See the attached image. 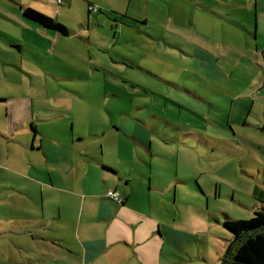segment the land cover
Segmentation results:
<instances>
[{
	"label": "rangeland",
	"instance_id": "obj_1",
	"mask_svg": "<svg viewBox=\"0 0 264 264\" xmlns=\"http://www.w3.org/2000/svg\"><path fill=\"white\" fill-rule=\"evenodd\" d=\"M147 1L134 0L123 11L140 22L147 17L148 32H139L145 28L142 26L109 22L108 18L115 17L112 12L118 13L114 8L123 6L118 0H105L107 11L96 14L98 9L94 8L91 29L84 28L85 34H81L84 41L68 37L59 46L49 41L43 29L37 33L35 24L33 29L23 24L15 11L13 21L1 13L0 30L22 32L23 36L17 38L31 49L16 56L0 54V95L28 99L21 101L23 106L28 102L31 105L32 99L35 112L41 111L43 116L47 110H69L70 118L65 123L72 132L73 122L77 126L79 120L87 129L93 125L113 132L110 125L126 113H134V119L141 122L135 121L150 130L153 140V157L146 149L140 152L155 181L150 195L157 208H151V196L146 194L147 211L182 234V247L166 243L159 254L151 247L146 264H222L232 239L224 227L226 217L249 220L255 211L264 210V10L248 15L242 6L232 5L231 19L214 15L203 32L221 45L215 49L221 73L205 77L193 60L166 46V42L184 43L191 49L203 42H195L187 30L179 35L171 32L174 19L190 28L199 14L193 2L150 0L151 6H147ZM42 3L33 4V9L48 11L51 16L46 15L55 20L52 9L56 11V5ZM262 4L264 7V1ZM68 5L64 0V21L71 31L79 30L80 23L87 19L86 7L80 3L73 6L80 17V22H75ZM215 8L227 13L222 4ZM101 19L100 28L97 25ZM246 22L248 29L244 27ZM118 27L122 33L116 32ZM68 40L71 42L62 47ZM4 60L20 63V70L7 69L5 74ZM5 108L0 104V131ZM45 128L47 131L51 126ZM32 132L29 143L33 142ZM84 132L88 138L89 132ZM112 132L91 139L94 143L92 140L99 138L93 144L95 152L103 153L104 145L116 139ZM119 136L125 139L123 134ZM202 138H211L214 143L210 140V145L203 144ZM3 141L0 133V179L14 183V175L5 170L7 164L17 168L19 149L1 148ZM175 176L181 180L177 194L175 187L165 196L155 189L157 184L167 186L175 181ZM6 188L0 183V264H50L52 253L21 229L30 222L29 212L25 215L21 208L29 205V211L36 212L41 204L23 203ZM34 218L36 215H32Z\"/></svg>",
	"mask_w": 264,
	"mask_h": 264
},
{
	"label": "crops",
	"instance_id": "obj_2",
	"mask_svg": "<svg viewBox=\"0 0 264 264\" xmlns=\"http://www.w3.org/2000/svg\"><path fill=\"white\" fill-rule=\"evenodd\" d=\"M66 1L69 3L67 9L72 13L75 22L76 20L80 22V17L75 10L73 12V6L80 3L86 7L87 19L85 23L83 21L80 23L79 30L71 31L64 21V14H66L62 9L64 0H60L59 4V0H0L2 2L0 15L3 13L4 15H1L3 18L13 21L16 20L13 12L15 11L27 27L33 29V23L36 25L34 29L37 33L39 29H43L49 41H54L55 46L61 45V40L68 37H77L84 41L85 38L81 34H85V29H91L90 17L95 13L94 8L98 9L96 14L107 11L105 0ZM118 1L123 7L120 8L117 5L118 7L114 10L123 14L112 12L115 17L108 18V21H119L121 26L125 24L142 26L145 28L140 29L139 32H148L147 17L139 19L140 22L127 16V11H123L124 6L128 8L134 0ZM191 1L195 11L199 13L194 16L192 25L187 28L174 19L171 32L173 35H179L181 31L187 30L190 38L194 41L202 40L204 43L200 42V46H192L191 49L186 48L188 45L184 43L166 42V46L183 57L193 60L196 68L203 71V76H215L221 73L216 65L220 58L216 55L218 51H215L221 45L203 32L205 27L209 26L208 22H211L215 14L218 17L230 18L232 9L229 7L232 5L242 6V10L248 15L253 11L255 15H259L260 10H264L262 6L264 0ZM42 2L51 4L52 7L56 5V11L53 8L52 15L56 16L55 21L68 29V35L47 28L24 16L26 8L33 9L35 8L33 4H44ZM216 4H222L227 13H219V9L215 8ZM147 6H151L150 0L147 1ZM42 14L51 16L48 11ZM98 23V27H103L102 19ZM244 27L248 29L249 24L246 22ZM116 32L123 31L118 27ZM256 33L255 26V38L257 37L258 40ZM17 36L22 37V32L0 30V37L3 38L0 54L10 53L16 56L23 53L24 49H31L28 44L23 45L24 43ZM70 42L71 40L65 41L62 47ZM2 64L5 74L7 69L20 70V63L4 60ZM7 65L10 67L8 68ZM21 101L29 100L16 95H0V104L6 107L5 115H3L4 125L0 131L4 139L1 148L16 146L20 154L19 164L15 165L18 169L9 164L6 165V170L4 169L14 175V183L9 182L7 178H1L0 183L7 186L6 189L16 193V197L21 202L41 204L40 211L36 212L29 211V205L21 208L25 215L28 212L30 214V222L21 225V229L22 233L30 234L32 239H37L52 253L48 258L50 264H116L117 259H120L117 264H146L151 247H154L158 254L161 247L167 245L166 243L182 247V234L175 228L163 224L156 215L149 214L147 211V201L150 199L151 208L153 210L157 208V202H154L150 195L155 181L153 175L149 173L150 170H147L144 164L146 160L141 158L140 152L146 149L153 157L151 149L153 140L150 130L142 123L138 124L140 120L134 119V113H126L128 115L120 121L109 124L113 128V132H109L115 131L116 139L113 142L109 140L103 147V153L99 154L93 150V144H96L99 138L92 140L94 143L91 139L109 135L105 128L95 129L93 125H90L87 129L82 126L84 122L79 120L77 126L73 122L72 132L66 124L70 118L69 110H47L46 115L43 116L41 111L35 112L32 99L31 105L28 102L23 106ZM57 101L61 100L57 99ZM10 102L13 104L9 106ZM72 119L75 120V117ZM44 120L46 124H42ZM44 125L51 126V129L46 131ZM32 130L35 134L33 142L29 143L33 135ZM84 130L89 132L90 140L84 135L86 133ZM121 134L125 139L121 140L119 136ZM202 140L203 144H211V138H202ZM211 141L214 143L213 140ZM26 163L27 168H25ZM0 166L3 168V165ZM174 178L175 181H167L169 182L167 186L154 184L157 186L155 189H159V192L165 196L175 187L174 192L177 194L181 180L176 176ZM109 190L120 192L124 203L110 199L107 195ZM146 194L151 196L149 200L145 199ZM32 215H36V218L32 219Z\"/></svg>",
	"mask_w": 264,
	"mask_h": 264
},
{
	"label": "trees",
	"instance_id": "obj_3",
	"mask_svg": "<svg viewBox=\"0 0 264 264\" xmlns=\"http://www.w3.org/2000/svg\"><path fill=\"white\" fill-rule=\"evenodd\" d=\"M24 16L68 35L64 25L34 9L26 8ZM224 227L231 232L232 239L223 255L222 264H264V210L255 211L249 220H231L227 216Z\"/></svg>",
	"mask_w": 264,
	"mask_h": 264
},
{
	"label": "built area",
	"instance_id": "obj_4",
	"mask_svg": "<svg viewBox=\"0 0 264 264\" xmlns=\"http://www.w3.org/2000/svg\"><path fill=\"white\" fill-rule=\"evenodd\" d=\"M60 2V0H59ZM108 197L116 202L123 203L124 198L122 197L121 193L114 190H109L107 193Z\"/></svg>",
	"mask_w": 264,
	"mask_h": 264
},
{
	"label": "bare ground",
	"instance_id": "obj_5",
	"mask_svg": "<svg viewBox=\"0 0 264 264\" xmlns=\"http://www.w3.org/2000/svg\"><path fill=\"white\" fill-rule=\"evenodd\" d=\"M124 203V202H123Z\"/></svg>",
	"mask_w": 264,
	"mask_h": 264
}]
</instances>
